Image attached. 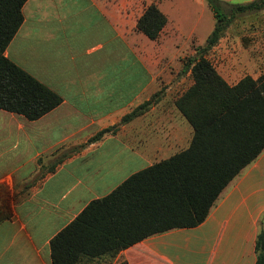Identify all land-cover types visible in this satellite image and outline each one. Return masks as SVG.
I'll list each match as a JSON object with an SVG mask.
<instances>
[{
	"label": "crops",
	"instance_id": "obj_1",
	"mask_svg": "<svg viewBox=\"0 0 264 264\" xmlns=\"http://www.w3.org/2000/svg\"><path fill=\"white\" fill-rule=\"evenodd\" d=\"M218 1L231 8L256 0ZM140 6L139 0L23 5V22L5 56L62 103L36 121L0 110V209L8 215L0 223V264H52L50 241L89 203L189 146L192 129L175 101L193 81L177 98L169 95L181 80L166 71L167 24L157 40H149L136 30L145 8ZM250 13L256 12L245 14ZM262 42L250 51L239 41L221 39L206 58L233 86L264 73ZM146 102L151 104L142 115L122 123ZM260 233L264 236V150L222 191L199 226L80 264H255Z\"/></svg>",
	"mask_w": 264,
	"mask_h": 264
},
{
	"label": "trees",
	"instance_id": "obj_2",
	"mask_svg": "<svg viewBox=\"0 0 264 264\" xmlns=\"http://www.w3.org/2000/svg\"><path fill=\"white\" fill-rule=\"evenodd\" d=\"M26 1L0 0V110L36 121L62 99L5 56L23 22ZM206 1L216 23L205 46L184 64L193 83L175 101L192 129L189 146L89 203L50 241L52 264L112 258L152 236L199 226L222 191L264 150V73L257 79L245 76L230 86L206 58L235 17L262 10L264 0L233 5L228 14L222 2ZM166 24L167 17L151 3L137 20L136 30L154 41ZM150 104L134 108L122 123L142 115ZM7 217L0 209V223ZM255 252V264H264L263 233L257 236Z\"/></svg>",
	"mask_w": 264,
	"mask_h": 264
},
{
	"label": "rangeland",
	"instance_id": "obj_3",
	"mask_svg": "<svg viewBox=\"0 0 264 264\" xmlns=\"http://www.w3.org/2000/svg\"><path fill=\"white\" fill-rule=\"evenodd\" d=\"M139 1L141 2V9L153 3L157 5L169 19L166 31L164 32V39L162 38V45L165 50L164 56L167 63L166 71L171 74L177 73L176 78L181 80L178 89L169 93L170 96L177 98L180 92L187 89L192 81L191 75L183 71L184 64L187 62L188 58L197 56L198 48L205 46V39L214 28L216 20L206 0ZM225 3L234 4L237 2L226 0ZM223 8L225 13L228 14L230 8ZM224 11L221 10L220 13ZM263 32L264 9L256 13L237 15L222 33V37L219 39L217 45L221 43V39L228 38L231 42L239 41L242 47L250 50L254 42L261 40L263 41V46L260 53L264 54ZM172 39L176 41L174 42ZM219 51L218 49L217 53H219ZM207 55V57L210 58V52H208ZM212 59H214V61L219 60V54L214 55ZM165 88L164 86L162 90L163 95H166Z\"/></svg>",
	"mask_w": 264,
	"mask_h": 264
}]
</instances>
